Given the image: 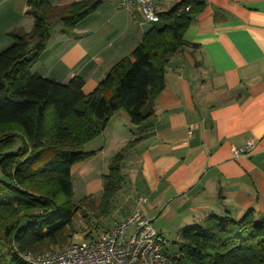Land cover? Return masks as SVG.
<instances>
[{
  "label": "crops",
  "instance_id": "crops-1",
  "mask_svg": "<svg viewBox=\"0 0 264 264\" xmlns=\"http://www.w3.org/2000/svg\"><path fill=\"white\" fill-rule=\"evenodd\" d=\"M26 1L0 0V52L12 44V30H31ZM196 1L203 10L183 35L188 46L169 58L152 117L133 127L123 111L114 113L102 134L83 147L93 156L70 173L74 196L98 202L109 159L143 137L125 155L109 216L114 225L138 208L163 237L168 257L177 254L179 231L209 216L264 213V0ZM158 23L146 22L137 5L127 11L119 0H102L71 32L59 22L52 25L31 73L61 84L78 76L89 94L147 30L163 26ZM247 142L251 153L234 158L232 148Z\"/></svg>",
  "mask_w": 264,
  "mask_h": 264
},
{
  "label": "trees",
  "instance_id": "trees-1",
  "mask_svg": "<svg viewBox=\"0 0 264 264\" xmlns=\"http://www.w3.org/2000/svg\"><path fill=\"white\" fill-rule=\"evenodd\" d=\"M26 3L31 30H12V44L0 52V264H26L20 255L64 245L77 214L85 223L89 214L96 220L110 215L125 155L143 137L109 159L98 202L87 196L74 203L71 168L93 156L83 147L102 134L117 111L133 127L152 117L169 58L188 46L183 35L204 7L196 0H175L159 13L163 26L147 30L138 46L84 94L78 76L61 84L32 74L31 68L54 23L71 32L102 0ZM175 244L177 254L168 264H264V213L250 209L238 219L209 216L201 225L181 229Z\"/></svg>",
  "mask_w": 264,
  "mask_h": 264
},
{
  "label": "built area",
  "instance_id": "built-area-1",
  "mask_svg": "<svg viewBox=\"0 0 264 264\" xmlns=\"http://www.w3.org/2000/svg\"><path fill=\"white\" fill-rule=\"evenodd\" d=\"M157 0H119L121 9L130 11L137 5L143 19L149 23L159 21ZM254 146L232 148L237 158L251 153ZM139 201H145L140 198ZM149 219L138 208L110 228H105L99 238L86 243L69 242L42 253L20 255L26 264H168L164 239L154 229Z\"/></svg>",
  "mask_w": 264,
  "mask_h": 264
},
{
  "label": "rangeland",
  "instance_id": "rangeland-1",
  "mask_svg": "<svg viewBox=\"0 0 264 264\" xmlns=\"http://www.w3.org/2000/svg\"><path fill=\"white\" fill-rule=\"evenodd\" d=\"M173 0H158L156 2V5H158L160 7L161 10H169V6L170 4H172ZM153 25L155 26H159V23H153ZM20 144L17 143L16 147L19 146ZM16 149V148H15ZM75 184V188H77V184ZM80 199V195L78 192H75V196H73V201L74 203L79 202ZM114 209H116V207H114ZM113 217H106V219H102V220H96L91 214H89V221L88 223H85L80 214H77L75 216V218L73 219V223H72V232L71 236L69 237V239L67 240L66 243L69 242H73V243H86L89 242L91 240H95L97 238H99L101 232L103 231V229L105 228H110L113 224ZM112 224V225H111ZM172 242H174V239H168V245L172 246ZM65 243V244H66ZM60 247V246H57ZM55 247V248H57ZM53 249V248H51ZM51 249H45L44 252L49 251Z\"/></svg>",
  "mask_w": 264,
  "mask_h": 264
}]
</instances>
